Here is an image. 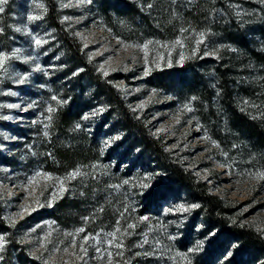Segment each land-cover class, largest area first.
<instances>
[{
  "label": "rangeland",
  "instance_id": "1",
  "mask_svg": "<svg viewBox=\"0 0 264 264\" xmlns=\"http://www.w3.org/2000/svg\"><path fill=\"white\" fill-rule=\"evenodd\" d=\"M55 1L65 28L129 110L264 236V180L254 175L264 172V149L232 122L215 63L206 62L227 59L240 37L264 53V0H124L135 3L152 28L131 23L132 15L105 14L97 0ZM3 8L0 51L10 59L0 70V117H8L0 118V264H204L209 235L193 217V203L183 194L146 207L161 173L146 161L139 165L136 152L127 154L123 133L105 121L100 100H92L73 132L94 142L96 158L72 169L53 159L52 118L79 70L68 74L43 0H7ZM30 15L39 18L30 21ZM162 76L169 78L162 82ZM258 93L260 106L244 107L243 115H264V91ZM259 122L264 130V118ZM76 170L79 175L65 179Z\"/></svg>",
  "mask_w": 264,
  "mask_h": 264
},
{
  "label": "trees",
  "instance_id": "2",
  "mask_svg": "<svg viewBox=\"0 0 264 264\" xmlns=\"http://www.w3.org/2000/svg\"><path fill=\"white\" fill-rule=\"evenodd\" d=\"M43 2L46 7L45 22L54 30L60 43L68 65V74L79 70L72 83L64 88V101L56 108L52 118L50 129L54 141L53 159L72 169L96 158L94 142L83 137L77 139L73 132L76 124L92 107V100H100L105 110V121L114 122L113 126L122 131L121 145H125L127 154L136 152L139 165L146 161L147 165L156 166L161 173V187H156L151 192L146 207L155 208L184 194L193 205H199L193 208V217L203 222V235H209L202 261L204 264H264V236L244 221L239 207L234 206L229 199L212 193L205 182L198 179L166 149L160 137L152 134L143 119L129 110L120 93L96 72L75 36L65 28L56 1ZM97 2L105 14L122 18L132 15L129 18L131 23L153 27L135 3L124 0ZM236 44L235 50L228 53L227 59L218 62L208 59L206 62L215 63L214 74L221 85L223 102L230 119L242 128L250 140L264 149L263 124L259 122L264 115L260 117L254 114L250 117L240 112L244 107L248 111H255L260 106L261 97H258L257 92L260 94L264 91V53L250 48L243 37ZM253 62L257 65L256 76H252L256 67L251 66ZM166 78L169 76H162L160 80L163 82ZM258 78L261 79L258 81ZM181 81L184 79L181 78ZM88 95H92L93 99ZM245 100L247 103H244ZM239 104L243 106L240 107ZM262 105L264 109V104ZM0 225H4L1 213ZM229 252L231 256L227 255Z\"/></svg>",
  "mask_w": 264,
  "mask_h": 264
},
{
  "label": "snow or ice",
  "instance_id": "3",
  "mask_svg": "<svg viewBox=\"0 0 264 264\" xmlns=\"http://www.w3.org/2000/svg\"><path fill=\"white\" fill-rule=\"evenodd\" d=\"M6 3H7V0H0V12H3V11H4L3 5L6 4ZM39 7L42 8L43 5H39ZM38 18H39L38 16H32V15H30V16L28 17V19H29L30 21H31V20H35V19H38ZM19 30H20V29H17V31H19ZM203 35H204L203 33H200L201 38L203 37ZM34 39H35V43H36V45L39 46V45L41 44V40H40V39H36V38H34ZM201 42H202V39L196 41L197 44H199V43H201ZM118 43H119V41H118ZM152 43H153L152 41H148L146 44L142 45V47L146 49V48L148 47V45H150V44H152ZM181 43H182V42H181V40H179V39H177V40L174 42V44H176V45H180ZM128 47H132V45H128ZM163 47H168V46H167V45H163ZM18 53H19V49L13 51V52L11 53V56H16ZM9 59H10V56H9L8 54H6V53L0 51V70H6V69H5V62H6L7 60H9ZM181 59H183V56L181 57ZM147 74H148V70L146 69V70H145V75H147ZM105 75H107L106 72H105ZM25 79H26V77H22V78L19 80V82H20V83H23ZM11 94L14 95V93H11ZM53 99H55V97H53ZM193 99H195V98H193ZM246 103H247V102H246ZM4 106L9 107V108L19 107V105H13V104H8V105H4ZM141 107H142V105H141ZM184 108H186L188 111H191V110H192V109L189 107V105H187V104L184 105ZM48 111H49V112H52V111H54V109L49 108ZM0 118L8 119V117H0ZM78 127H79V125H77V128H78ZM46 135H47V133H46ZM204 139L208 140V139H210V138L207 137V135H205ZM212 143H213V146H214V147H219V145H217V144L215 143V141H212ZM79 174H80V173H79L78 170L73 171V172L69 173L68 176L65 177V179H69V178H73V179H74V178H75L77 175H79ZM36 175H37V176L44 175L45 179H49V178H50L47 174H42V173H40V172H38ZM254 175H255L256 177H258L259 179L264 180V172H256V173H254ZM145 179H146V180H147V179H150V177H146ZM32 181H35V177L32 178ZM32 181H30V182H32ZM124 183L127 184L128 181L125 180ZM60 185H61V187H60V191H66V189L63 187V181H60ZM140 186H141L142 188H145V189H147V188L150 187V185H149L148 183H142ZM192 207H199V205H193ZM85 220H87V218H85ZM130 227H131V225H130ZM76 231H77V233H81V232H84L85 230H84V228L81 227V228L77 229ZM68 235H71V233H69ZM108 235L111 236V235H113V234H112V233H108ZM84 239L87 240V237H85ZM3 241H4V237H3V236H0V251L3 250V246H4ZM202 244H203V242H201L200 244H198V245H197V248L202 247ZM42 247H43V245H42ZM81 250L86 252V249H84L82 245H81ZM195 250H196V249H189V251H195ZM227 255H228V256H231V253L229 252ZM109 264H111L110 261H109Z\"/></svg>",
  "mask_w": 264,
  "mask_h": 264
}]
</instances>
